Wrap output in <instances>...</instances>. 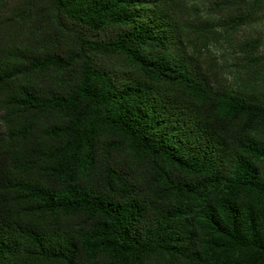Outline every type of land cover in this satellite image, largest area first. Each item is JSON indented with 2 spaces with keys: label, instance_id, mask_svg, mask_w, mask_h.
<instances>
[{
  "label": "trees",
  "instance_id": "trees-1",
  "mask_svg": "<svg viewBox=\"0 0 264 264\" xmlns=\"http://www.w3.org/2000/svg\"><path fill=\"white\" fill-rule=\"evenodd\" d=\"M0 49V264H264V90L227 80L185 0H34Z\"/></svg>",
  "mask_w": 264,
  "mask_h": 264
},
{
  "label": "rangeland",
  "instance_id": "rangeland-1",
  "mask_svg": "<svg viewBox=\"0 0 264 264\" xmlns=\"http://www.w3.org/2000/svg\"><path fill=\"white\" fill-rule=\"evenodd\" d=\"M191 23L195 31H202L203 20L215 21L229 10L216 8L211 0H185ZM34 0H0V49L23 44L33 33H59L61 26L45 13L36 14V8H45ZM65 29L70 24H64ZM207 35L208 56L214 69L227 80L240 77L246 80L248 74L255 75L256 85L264 90V19L236 29L212 25ZM64 29V30H65ZM67 30V29H66Z\"/></svg>",
  "mask_w": 264,
  "mask_h": 264
}]
</instances>
